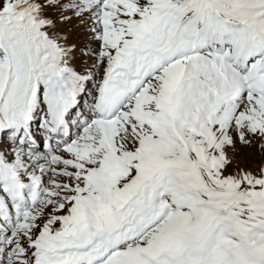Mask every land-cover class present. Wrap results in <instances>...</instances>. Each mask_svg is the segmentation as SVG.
I'll use <instances>...</instances> for the list:
<instances>
[{
  "label": "snow or ice",
  "instance_id": "obj_1",
  "mask_svg": "<svg viewBox=\"0 0 264 264\" xmlns=\"http://www.w3.org/2000/svg\"><path fill=\"white\" fill-rule=\"evenodd\" d=\"M0 264H264V0H0Z\"/></svg>",
  "mask_w": 264,
  "mask_h": 264
},
{
  "label": "rangeland",
  "instance_id": "obj_2",
  "mask_svg": "<svg viewBox=\"0 0 264 264\" xmlns=\"http://www.w3.org/2000/svg\"><path fill=\"white\" fill-rule=\"evenodd\" d=\"M64 30H69L74 34H81V29L77 26L75 20L71 21L68 24L61 25ZM244 154L248 157L249 166L256 168L260 164V155L258 153H253V150H243Z\"/></svg>",
  "mask_w": 264,
  "mask_h": 264
}]
</instances>
